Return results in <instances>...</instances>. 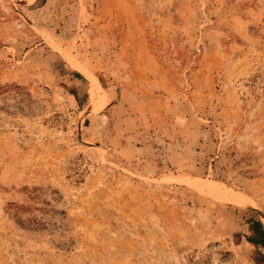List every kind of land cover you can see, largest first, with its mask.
Here are the masks:
<instances>
[{
  "label": "rangeland",
  "instance_id": "1",
  "mask_svg": "<svg viewBox=\"0 0 264 264\" xmlns=\"http://www.w3.org/2000/svg\"><path fill=\"white\" fill-rule=\"evenodd\" d=\"M250 217L264 0H0V264H256Z\"/></svg>",
  "mask_w": 264,
  "mask_h": 264
},
{
  "label": "trees",
  "instance_id": "2",
  "mask_svg": "<svg viewBox=\"0 0 264 264\" xmlns=\"http://www.w3.org/2000/svg\"><path fill=\"white\" fill-rule=\"evenodd\" d=\"M78 77L80 74L76 73ZM74 95H76L73 92ZM245 241L255 248L254 261L256 264H264V224L256 217H250L247 221Z\"/></svg>",
  "mask_w": 264,
  "mask_h": 264
}]
</instances>
